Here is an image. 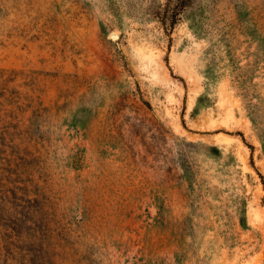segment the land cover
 <instances>
[{"label": "rangeland", "instance_id": "1", "mask_svg": "<svg viewBox=\"0 0 264 264\" xmlns=\"http://www.w3.org/2000/svg\"><path fill=\"white\" fill-rule=\"evenodd\" d=\"M1 70L0 264L264 263V0H0Z\"/></svg>", "mask_w": 264, "mask_h": 264}, {"label": "trees", "instance_id": "2", "mask_svg": "<svg viewBox=\"0 0 264 264\" xmlns=\"http://www.w3.org/2000/svg\"><path fill=\"white\" fill-rule=\"evenodd\" d=\"M179 2H180V6H185V4H187V0H179ZM176 12L173 10V13H172V15H171V17H172V20H171V22L172 23H174L175 21H176ZM4 78V73H3V71L1 70L0 71V80H4L3 79ZM5 93H4V91H1L0 90V97H2V98H4V99H6L5 97ZM12 114H13V111L12 112H10V114L9 115H7V116H10L11 118H12ZM0 121H2V118L0 119ZM264 264V263H263Z\"/></svg>", "mask_w": 264, "mask_h": 264}]
</instances>
